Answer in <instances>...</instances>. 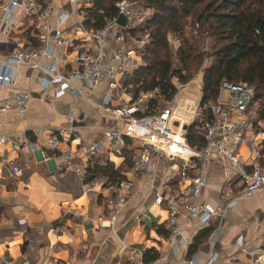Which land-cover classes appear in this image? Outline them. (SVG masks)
<instances>
[{
  "label": "built area",
  "instance_id": "2783aa9c",
  "mask_svg": "<svg viewBox=\"0 0 264 264\" xmlns=\"http://www.w3.org/2000/svg\"><path fill=\"white\" fill-rule=\"evenodd\" d=\"M90 6L88 0H9L3 5L0 8V33L9 35L14 32L13 21L19 14L26 21L25 28L36 46L24 41L0 59V86H12V72L24 67L33 72L41 71L44 74L41 94H47L55 85L53 93L56 98L63 93L82 96L84 91L75 83L82 84L83 89L89 91L107 80L108 91L100 106L122 121L123 126L114 131L99 132V137L85 147V156H96L108 146H121L124 140H128L135 149L130 169L132 175L151 173L162 161L175 166L176 172L170 175L169 183L179 185L178 189L156 193L153 203L164 206L167 213L164 228L169 238L182 249L181 232L185 222L207 229L235 206L234 199L226 200L230 185H238L244 196L258 190L264 195V172L259 165L264 156V124L257 120L255 88L246 83L222 81L214 100L202 104L201 95L197 104L193 105L192 100L178 98L185 85L173 80L176 94L169 102L162 101L158 91H154L135 100L131 97L129 102L124 103L122 94L130 90L124 83L142 64L139 52L147 43L146 35H138V38L130 33L144 28L150 11L138 0H121L115 4L117 17L107 20L102 29L92 30L83 25L84 15L81 12L82 8ZM120 15L126 20L124 26L116 22ZM69 21L71 24L66 26ZM196 30L197 26L194 35ZM74 33L80 36L76 37ZM179 41L178 36H169L175 51ZM61 49L76 53L74 63L62 70L56 56ZM208 51V47L201 49L203 53ZM206 64L201 69V75ZM199 90L201 92V86ZM32 97L30 91L15 92L5 97L0 101V114L14 111L22 117ZM153 100L160 104L156 110H150ZM187 128H191L194 138H201L203 147L199 148L197 142L193 146L187 143ZM35 133L38 135L41 130ZM21 135L24 136V132ZM79 137L80 131L75 127L74 119L69 117L66 124L57 127L46 139L45 148L59 160V171L72 169L80 175L81 167L75 164L78 154L70 147L71 142ZM4 141L5 137L0 135V143ZM17 141L21 144L24 138L18 137ZM29 146L39 151L43 159H48L45 150H40L33 143ZM241 148L248 149L250 163L241 158ZM213 161L219 165L223 178L219 205L201 200L207 185L208 168ZM11 173L20 176L22 171L12 166ZM135 191L130 181H120L107 199V212L97 217L93 226L113 231L119 215ZM67 211L71 217H79L71 204ZM143 255L142 250L133 248L127 256L120 251L117 260L122 264H157L163 253L150 263L144 261ZM189 264L196 263L190 261ZM202 264H264V241L257 247H243L231 256L222 258L212 254Z\"/></svg>",
  "mask_w": 264,
  "mask_h": 264
},
{
  "label": "crops",
  "instance_id": "0c3cea01",
  "mask_svg": "<svg viewBox=\"0 0 264 264\" xmlns=\"http://www.w3.org/2000/svg\"><path fill=\"white\" fill-rule=\"evenodd\" d=\"M8 1L0 0V8ZM13 22L14 32L0 33V59L8 56L16 45L31 42L26 21L18 14ZM70 24L71 21L66 26ZM75 55L72 50L56 52L61 70L74 63ZM12 78V86H0V101L15 92L30 91L33 97L22 117L14 111L0 114V135L5 137L4 143H0V264H122L117 260L118 253L123 251L127 256L133 248L143 252L154 250L158 255L163 253L157 264H189L190 261L202 264L212 254L223 258L243 247H257L263 243V192L258 190L244 196L238 185H230L226 200L234 199L235 206L207 228L212 230L207 241L188 257L189 247L203 229L196 223L185 222L181 232L184 245L179 249L164 228L167 218L164 206L153 203L156 193L178 189L179 185L169 183L170 175L176 172L175 166L162 161L151 173L132 175L122 153L126 150L132 156L135 154L127 140L121 146H108L96 156H85V147L99 137V132L114 131L123 126L122 121L100 106L108 91L107 80L89 91L75 83L84 91L82 96L63 93L56 98L55 85L47 94H41L44 78L41 71L33 72L24 67L13 71ZM184 89L178 98L192 100L196 105L198 99ZM131 97V90L122 94L124 103ZM69 117L74 119L75 127L80 131L79 139L70 144L72 151L78 154L75 164L81 167L80 175L72 169L59 171V160L45 148L49 134L66 124ZM38 129L41 133L37 135ZM18 137L24 138L23 143L18 144ZM30 143L45 150L48 159L30 148ZM240 156L246 163L251 162L248 149L241 148ZM107 163L121 169L125 180L133 183L136 189L113 231L97 229L93 221L107 212V199L114 187L107 178H92L88 172L89 168H102ZM259 165L264 172V156ZM12 166L20 169L22 174L13 176ZM222 183L221 169L213 161L208 168L207 185L201 200L219 205ZM69 204L78 211V218L71 217L67 211Z\"/></svg>",
  "mask_w": 264,
  "mask_h": 264
},
{
  "label": "trees",
  "instance_id": "16d2710c",
  "mask_svg": "<svg viewBox=\"0 0 264 264\" xmlns=\"http://www.w3.org/2000/svg\"><path fill=\"white\" fill-rule=\"evenodd\" d=\"M121 0H88L90 7L82 8L83 25L100 30L107 20L117 17L115 4ZM150 17L143 29L131 32L132 37L147 36V43L140 51L141 65L134 69L124 85L132 91V100L142 94L158 91L164 102L176 94L173 80L187 85L202 72L201 102L215 99L222 81L246 83L255 88L257 120L264 124V0H138ZM197 26V34L193 32ZM179 38L175 51L169 36ZM139 38V37H138ZM36 42L29 35L28 38ZM209 40V51L201 52ZM160 107L153 100L150 110ZM191 128L186 129V140L191 146L204 142L194 138ZM126 140H124L125 143ZM128 141V140H127ZM130 142H127V144ZM125 164L131 169V153L123 152ZM92 178L105 177L115 187L125 180L121 169L110 163L102 168H89ZM211 229H203L189 247L188 257L196 253L207 241ZM144 261H154V250L144 252Z\"/></svg>",
  "mask_w": 264,
  "mask_h": 264
},
{
  "label": "rangeland",
  "instance_id": "374dc122",
  "mask_svg": "<svg viewBox=\"0 0 264 264\" xmlns=\"http://www.w3.org/2000/svg\"><path fill=\"white\" fill-rule=\"evenodd\" d=\"M79 8H80V4H79ZM170 36H172V35H170ZM209 43H210V41L206 40L203 47H206V48L209 47V45H208ZM71 61H72V59H71ZM200 84H201V73H199L193 81H191L188 85H186L184 87L185 88L184 90L199 100L201 97V92L199 90Z\"/></svg>",
  "mask_w": 264,
  "mask_h": 264
},
{
  "label": "water",
  "instance_id": "95a60500",
  "mask_svg": "<svg viewBox=\"0 0 264 264\" xmlns=\"http://www.w3.org/2000/svg\"><path fill=\"white\" fill-rule=\"evenodd\" d=\"M116 22H117L118 25H120V26H124L126 20H125V18H124L122 15H120V16H118Z\"/></svg>",
  "mask_w": 264,
  "mask_h": 264
}]
</instances>
